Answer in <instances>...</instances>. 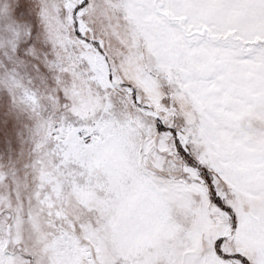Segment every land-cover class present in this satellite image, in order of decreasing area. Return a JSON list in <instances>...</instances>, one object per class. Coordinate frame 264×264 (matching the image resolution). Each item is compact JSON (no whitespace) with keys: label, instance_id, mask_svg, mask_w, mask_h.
<instances>
[{"label":"snow or ice","instance_id":"obj_1","mask_svg":"<svg viewBox=\"0 0 264 264\" xmlns=\"http://www.w3.org/2000/svg\"><path fill=\"white\" fill-rule=\"evenodd\" d=\"M0 264H264V0H0Z\"/></svg>","mask_w":264,"mask_h":264}]
</instances>
